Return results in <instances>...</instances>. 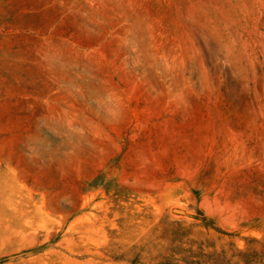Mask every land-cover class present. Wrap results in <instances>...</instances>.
<instances>
[{"label": "rangeland", "instance_id": "obj_1", "mask_svg": "<svg viewBox=\"0 0 264 264\" xmlns=\"http://www.w3.org/2000/svg\"><path fill=\"white\" fill-rule=\"evenodd\" d=\"M0 264H264V0H0Z\"/></svg>", "mask_w": 264, "mask_h": 264}]
</instances>
